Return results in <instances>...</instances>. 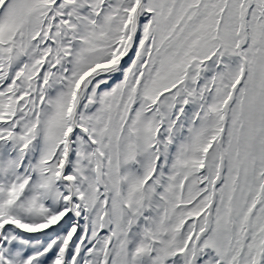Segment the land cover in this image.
Here are the masks:
<instances>
[{"label":"snow or ice","instance_id":"6c2138e0","mask_svg":"<svg viewBox=\"0 0 264 264\" xmlns=\"http://www.w3.org/2000/svg\"><path fill=\"white\" fill-rule=\"evenodd\" d=\"M0 264H264V0H0Z\"/></svg>","mask_w":264,"mask_h":264}]
</instances>
